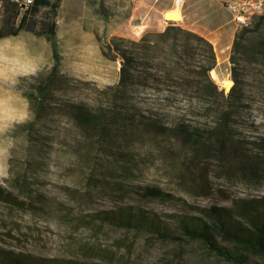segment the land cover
Returning a JSON list of instances; mask_svg holds the SVG:
<instances>
[{"label": "rangeland", "instance_id": "374dc122", "mask_svg": "<svg viewBox=\"0 0 264 264\" xmlns=\"http://www.w3.org/2000/svg\"><path fill=\"white\" fill-rule=\"evenodd\" d=\"M25 1L10 0L14 6L8 10V0H0L4 33L11 30L8 16L18 11V23L22 12L31 9L32 3ZM132 10L133 0H60L56 12L48 6L31 10L27 21L36 20L37 28L16 34L43 52L46 73L55 63L52 42L36 32L42 21L54 20L55 64L62 86L48 98L36 123L10 133L15 147L9 175L0 177V187L13 199L0 197V247L34 256L82 259L96 250L116 264H236L208 252L197 240L162 241L148 231L101 224L91 215L132 204L170 221L168 215L177 212L200 215L194 206L230 205L236 197L264 194V63H254L244 54L237 72L251 111L243 112L236 123L242 138L252 139L247 143L256 155L255 174L243 173L229 153L220 158L213 149L203 148L193 156L192 148L171 130L156 132L142 124H120L122 128H111L104 141H97L75 125L62 105L66 101H84L107 110L116 105L129 113L134 107L138 114L149 115L153 100L161 96L142 89L130 94L124 105L113 103L112 93L104 89L118 81L121 65V59L110 57L106 48L111 37L139 39L145 31H162L140 27L138 23L142 26L149 18L130 19ZM229 67L228 57L211 70L224 90L225 83L232 84ZM32 88L33 84L28 85L24 94ZM145 185L160 187L174 198L146 196ZM242 264H264V258L251 256Z\"/></svg>", "mask_w": 264, "mask_h": 264}, {"label": "trees", "instance_id": "16d2710c", "mask_svg": "<svg viewBox=\"0 0 264 264\" xmlns=\"http://www.w3.org/2000/svg\"><path fill=\"white\" fill-rule=\"evenodd\" d=\"M7 3L8 10L14 6L10 0ZM31 3V9L22 12L18 23V11L12 17H7L11 30L4 33L0 29V37L16 35L22 29L35 30L38 22L27 21L30 11L48 6L56 12L60 0H32ZM55 26L53 19L42 21L39 32H35L49 37L57 63ZM106 48L110 57H119L123 62L119 66L118 81L104 88L112 93L113 103L119 101L127 105L130 94L142 89H151L161 96L153 100L149 115L143 112L138 114L134 107L129 113L127 108L121 109L116 105L107 110L103 107L92 108L84 101H66L62 105L81 133L92 134L97 141H104L111 128H122L127 123L146 125L156 132L171 130L192 148L193 156L203 148L206 152L213 149L220 158L229 153L243 173L255 174L256 155L247 143L252 139L246 141L242 138L236 123L243 112L251 111L246 104L248 100L237 68L240 54L254 63H264V11L261 14L254 13L249 24L241 25L234 34L229 55L232 85L227 92L219 87L211 75V70L217 64L213 44L174 21H170L162 31H145L139 39L112 36ZM55 63L41 74L33 84L34 88L26 92L33 111V118L26 124L36 123L41 118L46 101L54 95L55 89L62 86V74ZM262 95L264 98V88ZM202 118L207 120L200 121ZM143 187L146 196L169 200L174 198L160 187ZM1 196L13 199L0 187ZM194 207L202 213L191 215L177 212L168 215L172 219L170 221L132 204L90 214L101 224L148 231L162 241L180 243L188 239L197 240L208 252L231 263H245L251 256L264 258V194L236 197L230 205ZM99 253L94 250L90 255L85 254L90 256L85 259L48 257L0 247V264H116L111 259H103ZM91 257L97 259H89Z\"/></svg>", "mask_w": 264, "mask_h": 264}, {"label": "clouds", "instance_id": "9594fccd", "mask_svg": "<svg viewBox=\"0 0 264 264\" xmlns=\"http://www.w3.org/2000/svg\"><path fill=\"white\" fill-rule=\"evenodd\" d=\"M43 52L23 35L0 37V177L9 175L15 139L10 133L33 118L24 94L45 71Z\"/></svg>", "mask_w": 264, "mask_h": 264}, {"label": "crops", "instance_id": "0c3cea01", "mask_svg": "<svg viewBox=\"0 0 264 264\" xmlns=\"http://www.w3.org/2000/svg\"><path fill=\"white\" fill-rule=\"evenodd\" d=\"M256 0H133V10L129 18L149 21L140 27H156L163 30L168 21L173 20L186 29L205 37L215 48L217 60L225 61L230 55L234 34L238 25L233 22L232 12L227 3H254ZM174 12L178 19H170ZM165 23V24H164ZM137 25V26H138ZM221 50L225 53L221 54ZM214 67L213 70L216 68Z\"/></svg>", "mask_w": 264, "mask_h": 264}, {"label": "built area", "instance_id": "2783aa9c", "mask_svg": "<svg viewBox=\"0 0 264 264\" xmlns=\"http://www.w3.org/2000/svg\"><path fill=\"white\" fill-rule=\"evenodd\" d=\"M32 0L25 1L30 4ZM227 7L232 12L233 22L238 26H246L250 22V18L254 13H262L264 11V0H256L254 3H227Z\"/></svg>", "mask_w": 264, "mask_h": 264}, {"label": "bare ground", "instance_id": "6f19581e", "mask_svg": "<svg viewBox=\"0 0 264 264\" xmlns=\"http://www.w3.org/2000/svg\"><path fill=\"white\" fill-rule=\"evenodd\" d=\"M172 13H174V12H172ZM170 16H171V17H169V18H172V19H174V20H177V19H178V16H177V14H175V13L172 14V15H170ZM222 53H225L224 50H221V54H222ZM219 59H220V54L217 55V60H219ZM223 75H224V74H223ZM224 81H225V80H224ZM224 85H225V86H226V85L230 86L231 83H225Z\"/></svg>", "mask_w": 264, "mask_h": 264}, {"label": "water", "instance_id": "95a60500", "mask_svg": "<svg viewBox=\"0 0 264 264\" xmlns=\"http://www.w3.org/2000/svg\"><path fill=\"white\" fill-rule=\"evenodd\" d=\"M170 15H172V14H170ZM122 63H123V62L121 61V65H122ZM231 85H232V84H231ZM231 85H230V86H231ZM230 86L226 85V86H225V91H228L229 88H230Z\"/></svg>", "mask_w": 264, "mask_h": 264}]
</instances>
